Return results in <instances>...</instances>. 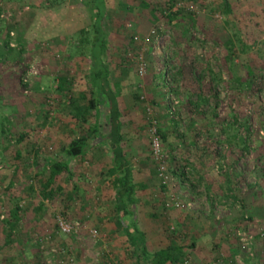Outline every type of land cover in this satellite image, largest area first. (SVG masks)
<instances>
[{
    "label": "rangeland",
    "instance_id": "374dc122",
    "mask_svg": "<svg viewBox=\"0 0 264 264\" xmlns=\"http://www.w3.org/2000/svg\"><path fill=\"white\" fill-rule=\"evenodd\" d=\"M167 1L106 0V63L121 85L123 146L136 183L147 186L138 191L136 218L151 253L168 248V228L183 225L179 243L196 244L185 250L184 264H264V159L257 161L264 154V0H227L232 14L224 0H179L174 10L184 8L196 19L187 36L174 35L156 19ZM0 7V264H135L123 231L114 225L108 148L96 157L89 153L84 162L72 160L73 178L56 179L54 188L62 192L51 201L36 182L38 168L56 161L72 136L89 128L79 127L70 105L73 94L89 92L94 30L87 6L83 0H0ZM247 67L255 72L253 89L240 91L234 81ZM179 69L188 76L182 90L193 69L207 72L201 81L206 86L216 76L219 120L233 123L237 117L246 124L248 151L219 144L225 141L219 128L209 143L220 159H205L201 166L192 154L197 171L182 162V148L164 149L158 133L155 150L153 132L161 116L184 120L176 96L163 97L156 76L171 78ZM3 125L9 135L2 133ZM205 141L202 136L201 150ZM165 161L186 177L165 174ZM13 163L22 165L19 172ZM12 197L19 198L23 212L20 233L8 245L1 222L13 209ZM60 221L72 232L64 233Z\"/></svg>",
    "mask_w": 264,
    "mask_h": 264
},
{
    "label": "trees",
    "instance_id": "16d2710c",
    "mask_svg": "<svg viewBox=\"0 0 264 264\" xmlns=\"http://www.w3.org/2000/svg\"><path fill=\"white\" fill-rule=\"evenodd\" d=\"M83 2L89 10L94 30V38L91 42L90 50L89 92L78 96L73 94L70 105L75 110L74 117L79 127L84 128L85 125H89V128L87 132L81 131L79 135L72 136L70 142L62 148L56 161L49 162L45 166L38 168L35 176L39 186V193L43 195L44 199L53 200L57 193L62 192L61 187L54 188L56 179L62 174H67L69 178H73L72 160L79 159L80 162H84L85 157L89 153H94L93 155L96 157V153L106 147L113 156V167L110 175L114 177L112 185L115 191V204L112 216L114 225L123 231L127 239L129 256L134 260L135 264H184L185 250L194 249L196 244L181 245L179 243L183 225L180 229L171 230V228H168L170 245L168 248L155 253L149 251L146 235L139 226L136 218L137 206L141 202L138 197V191L145 189L147 186L143 183H136L134 169L130 160L126 157L123 146L125 143L123 113L118 101L121 95V85L120 82H114L111 70L106 63L110 49L109 36L103 28V21L108 14L107 3L106 0H83ZM178 2L179 0H168L165 7L156 11L155 17L157 20L163 19L174 35L187 36L189 31L195 29L196 19L193 13L186 11L184 8L174 10ZM224 7L229 14L233 13L232 6L227 0H224ZM5 46L9 47V41H6ZM181 70L179 69L172 73L171 78H165L162 73L156 76L165 91L162 96L165 97L168 94L176 96L184 119H169L168 116H161L158 120L157 133L159 138H161L163 147L166 145L164 149L172 153L176 148H182V162L189 165L192 172L197 171L196 166L191 162L192 154H194L193 157L201 166L206 165L205 159L210 161L220 159V153L210 151L211 145L209 141L215 137L216 128H219L220 136L225 135V141H220L219 144H226L231 150L236 147L243 152L248 151V139L251 134H249L246 124L240 123L237 117H235L233 123L228 122L227 119L219 120L217 112L219 103H217L215 89L212 87V83L218 82L216 76H213L212 82L206 86L201 81L207 72L203 70L198 75L194 73L196 70L193 69L194 72L187 81L189 84H185V89L182 90L180 86L183 85V81L188 76L182 73ZM208 72H211V70L209 69ZM254 76L255 72L252 68L247 67L245 76H239L233 81L237 84V89L240 91L245 89L249 91L253 89L254 80L252 79ZM167 78H170L169 81ZM170 85L173 87L171 88ZM205 90L207 91L205 92ZM207 107L209 108L208 110L206 109ZM166 109L171 115L176 114L171 111L169 105L166 106ZM181 125L184 127L183 132L179 130ZM241 129H244L246 134H243ZM2 133L9 135L11 131L5 129L3 125ZM202 136L206 138V141L201 150L199 144ZM23 139L22 136L21 140ZM15 158L17 160L21 159L22 152H16ZM260 159H264V154L258 155L257 161ZM165 164L167 165L165 174L179 179L186 177V173L182 168L177 167V169H174L169 161ZM36 165L39 167L38 164ZM10 167L19 172L22 165L13 163L10 164ZM225 176L228 179L233 177L231 168L226 171ZM167 188L166 185L161 183L162 192H166ZM10 189L11 187L9 186L8 191ZM30 189L34 190L32 185ZM228 191L233 192L230 186H228ZM237 199L238 196L235 197V200ZM11 200L13 209L10 211V215L1 222L4 235L6 236L5 244L8 245L15 242L16 235L20 231L19 226L23 212L19 204V198L12 197ZM166 205L168 203H165L164 209ZM43 206L44 203L41 202L40 210L43 209ZM63 215L66 218L68 217L67 209L63 211Z\"/></svg>",
    "mask_w": 264,
    "mask_h": 264
},
{
    "label": "built area",
    "instance_id": "2783aa9c",
    "mask_svg": "<svg viewBox=\"0 0 264 264\" xmlns=\"http://www.w3.org/2000/svg\"><path fill=\"white\" fill-rule=\"evenodd\" d=\"M157 135V131L154 129V132H153V136H154V140H153V144H154V147H155V150L156 151H159V138L156 136ZM164 170H165V167L162 166L161 167V171H163L162 173H164ZM60 228L61 230L64 232V233H71L72 232V227L70 225H68L67 223H65L64 221H60Z\"/></svg>",
    "mask_w": 264,
    "mask_h": 264
}]
</instances>
